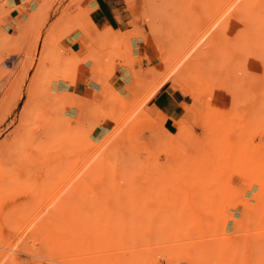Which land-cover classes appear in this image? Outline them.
<instances>
[{
  "label": "rangeland",
  "instance_id": "rangeland-1",
  "mask_svg": "<svg viewBox=\"0 0 264 264\" xmlns=\"http://www.w3.org/2000/svg\"><path fill=\"white\" fill-rule=\"evenodd\" d=\"M106 1L117 30L89 0H30L15 27L20 8L0 0L1 252L264 264V0ZM163 86L187 101L172 133L149 105Z\"/></svg>",
  "mask_w": 264,
  "mask_h": 264
},
{
  "label": "crops",
  "instance_id": "crops-1",
  "mask_svg": "<svg viewBox=\"0 0 264 264\" xmlns=\"http://www.w3.org/2000/svg\"><path fill=\"white\" fill-rule=\"evenodd\" d=\"M9 4L20 8L19 10H16V14L12 13L9 18H7V22L17 21L13 23L15 27L19 25L22 26L23 23L25 24L32 12L37 9V4L35 2H30V0H9ZM87 5L92 9L94 19H97L98 21L105 19L112 29L117 30V28H115V25L117 24L115 15L106 0H89ZM6 30L13 31L10 26L7 27ZM77 41L78 38L75 36L71 37V42L68 41L70 48L74 51H78L76 48ZM90 89H92L91 85L76 83L73 87L68 88L67 90L75 95L81 96L87 93ZM184 104H187V101L181 93L170 92L168 87L165 86L159 89L157 94L149 102L150 107L155 108L165 116L164 128L169 133H172L171 130L176 128L175 122L185 115L183 109Z\"/></svg>",
  "mask_w": 264,
  "mask_h": 264
},
{
  "label": "bare ground",
  "instance_id": "bare-ground-1",
  "mask_svg": "<svg viewBox=\"0 0 264 264\" xmlns=\"http://www.w3.org/2000/svg\"><path fill=\"white\" fill-rule=\"evenodd\" d=\"M216 26V25H215ZM214 26V27H215ZM213 27V28H214ZM218 27V26H217ZM216 27V28H217ZM201 42H202V40H201ZM200 42V43H201ZM198 45L196 44V45H194L193 47H192V49H190L189 50V52L187 51V54H185L183 57H182V59L180 60V62L178 63L179 65H182V64H184L188 59H189V57H190V55H191V53H192V51L197 47ZM189 63V62H188ZM188 63H186L184 66H187L188 65ZM178 64H176V65H178ZM178 65V66H179ZM178 66H176V67H178ZM183 66V69H180L179 70V73L180 74H183L185 71H187L188 70V67H184ZM176 69V68H175ZM177 70V69H176ZM175 70V71H176ZM173 71H174V69H173ZM171 74H173V72H171ZM171 74H170V76H171ZM175 74H177V73H175ZM170 76H168L166 79H165V81H167V82H170V83H174L175 82V79H176V77L175 78H172V76L170 77ZM225 76V75H224ZM219 77V76H218ZM217 77V78H218ZM221 77V76H220ZM223 77V76H222ZM177 80H179V79H177ZM226 82V81H225ZM233 83V82H232ZM220 84V83H219ZM172 86H175V85H172ZM180 86V85H179ZM219 87V86H218ZM181 88V87H180ZM178 89H179V87H178ZM185 89V88H184ZM182 90V89H181ZM228 90V89H227ZM185 91V90H184ZM219 91V90H218ZM233 91V90H232ZM187 110H190V109H187ZM156 178V177H155ZM161 189H163V187H161ZM263 192H264V188H263ZM59 212V211H58ZM54 214H55V212H54ZM53 214V215H54ZM62 214V213H61ZM57 217V216H56ZM59 217V216H58ZM56 219V218H55ZM58 221V220H57ZM58 225V224H57ZM57 225L55 226V227H57ZM64 225H60V227H62V228H59V232H57L56 234H58L59 233V240L61 239L60 238V233L62 232V231H64L66 228L65 227H63ZM63 228H64V230H63ZM67 228H69V227H67ZM40 229H42V228H40ZM51 229H52V227H51ZM54 229V228H53ZM52 229V230H53ZM56 229H58V227L56 228ZM56 229H54V231L56 232V231H58V230H56ZM50 230V229H49ZM62 230V231H61ZM69 230V229H68ZM66 231V230H65ZM66 233H68V232H66ZM71 233V232H70ZM50 234H51V230H50ZM55 233H54V235H56ZM63 234H64V232H63ZM49 235V234H48ZM66 235V234H65ZM124 235V234H123ZM127 235V234H126ZM1 236H3V237H5V235H0V240H2V237ZM46 236H47V233H46ZM49 236H53V234L52 235H49ZM49 236H47L46 238H47V240H49ZM64 236V235H63ZM129 236V235H128ZM127 236V237H128ZM7 237V236H6ZM5 237V238H6ZM55 237L56 236H53V238H54V240H52V242L54 241H56V240H58V239H56L55 240ZM83 237V236H82ZM122 237V236H121ZM124 237H126V236H124ZM57 238V237H56ZM65 238V237H64ZM7 239H9V238H7ZM50 239H52V237L50 238ZM122 239V238H121ZM124 239H126V238H124ZM128 240H129V238H127ZM3 240H5L4 238H3ZM12 240V239H11ZM67 240V239H66ZM65 239H64V241L65 242H61V241H59V242H61V243H63L62 245L65 247L66 245H70L71 246V244L69 243L70 241L69 240H67L66 241ZM9 242L8 243H10V240H8ZM17 240H15V242H16ZM21 241H22V239H21ZM50 241V240H49ZM48 241V242H49ZM69 241V242H68ZM125 241H127V240H125ZM17 242H19V239H18V241ZM25 243H27V241H24ZM58 242V241H57ZM57 242H55L57 245V247H58V243ZM68 242V243H67ZM2 243V242H1ZM51 243V241L48 243L49 245H47V241H46V243H45V247H46V245H47V247H50V245H52V244H50ZM60 243V244H61ZM67 243V244H66ZM3 244H4V242H3ZM13 244V243H12ZM12 244H11V246H12ZM16 244V243H15ZM19 244V243H18ZM22 244V243H21ZM60 244H59V246H60ZM65 244V245H64ZM20 245V244H19ZM24 245L25 244H23L22 246L24 247ZM26 245H28V244H26ZM25 245V246H26ZM61 245V246H62ZM53 247L55 246L54 244L52 245ZM56 246L54 247V248H56ZM60 246V247H61ZM70 246H68V248L70 247ZM3 247V246H2ZM14 247V246H13ZM20 247V246H19ZM64 247H63V249H64ZM4 249H3V251L1 252V250H0V264H13V260H14V258H13V254H12V252H13V249L10 247V245H9V248H11V249H9L8 247H3ZM51 248V247H50ZM50 248H48V250L50 249ZM59 248V247H58ZM58 248H57V250H58ZM67 248V246L65 247V250H67L68 251V248ZM52 249V248H51ZM50 249V250H51ZM62 249V248H61ZM18 250V249H17ZM50 250H49V252H50ZM55 251H56V249H54ZM60 250V249H59ZM59 250H58V252H59ZM65 250H62L63 251V253H64V251ZM62 251L61 252H59L58 253V255H61V253H62ZM16 252V251H15ZM66 252V251H65ZM57 253V252H56ZM63 253H62V256H64L63 255ZM67 253V252H66ZM12 254V255H11ZM65 254V253H64ZM68 254V253H67ZM15 255V254H14ZM66 255V254H65ZM136 254H134V252H132V253H130V257L129 256H127V258L126 259H128V260H125V262H130L131 260L132 261H135V259L137 258V256H135ZM130 258V260H129V258ZM15 258H16V256H15ZM16 260V259H15ZM122 260V259H121ZM120 262H123V260L122 261H120ZM17 262H15V264H16ZM122 264V263H121ZM123 264H124V262H123Z\"/></svg>",
  "mask_w": 264,
  "mask_h": 264
}]
</instances>
